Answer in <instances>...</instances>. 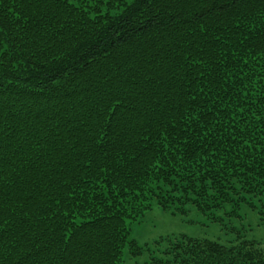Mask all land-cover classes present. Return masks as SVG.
I'll list each match as a JSON object with an SVG mask.
<instances>
[{
	"label": "trees",
	"instance_id": "16d2710c",
	"mask_svg": "<svg viewBox=\"0 0 264 264\" xmlns=\"http://www.w3.org/2000/svg\"><path fill=\"white\" fill-rule=\"evenodd\" d=\"M264 201V0H0V264H118L155 204ZM146 264H264L187 236Z\"/></svg>",
	"mask_w": 264,
	"mask_h": 264
},
{
	"label": "rangeland",
	"instance_id": "374dc122",
	"mask_svg": "<svg viewBox=\"0 0 264 264\" xmlns=\"http://www.w3.org/2000/svg\"><path fill=\"white\" fill-rule=\"evenodd\" d=\"M254 208L246 204L239 207V217L228 218L224 210L215 213L218 220L212 221L194 208H189L185 215L171 214L163 211L154 203L138 218L128 222L130 239L141 248H150L151 253L144 250L142 254L133 256L126 247L118 264H146L150 255L157 254L154 243L167 237L187 236L194 239H208L223 245L234 242L237 235L242 239L264 242V201L253 198Z\"/></svg>",
	"mask_w": 264,
	"mask_h": 264
}]
</instances>
